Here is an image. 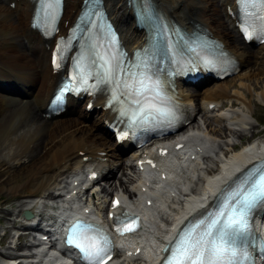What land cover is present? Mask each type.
<instances>
[{
    "label": "bare ground",
    "instance_id": "obj_1",
    "mask_svg": "<svg viewBox=\"0 0 264 264\" xmlns=\"http://www.w3.org/2000/svg\"><path fill=\"white\" fill-rule=\"evenodd\" d=\"M10 1L0 0V192L6 191L13 196H21V192L25 194L17 199L18 212L6 210L4 217L0 218V222L6 223L5 233L0 238L4 246V249H0V264H66L56 256L54 241H49L51 251H45L42 243L27 229H37L40 223L33 228L32 222L41 221L45 216L59 222L71 211H78V204L73 205L70 211L65 202L74 196V201L82 204L84 209H90L92 216L96 215L100 221L101 215H104L105 220L102 222H107L113 195L119 196L124 209L140 214L143 227L135 239L127 236L117 240V264H131L135 261L155 264L159 258V243L164 244L184 219L211 201L222 186L249 163L264 157V140H255L235 150V139L246 134V130L252 131L255 125L247 115L251 104L248 99L249 89L231 93L221 81L203 91L206 97L200 103L196 93L186 91L180 85L178 95L189 122L183 125L182 131L170 136L177 138L176 142L172 143L170 137L158 142L164 148L172 149L176 143H183V147L178 153L171 150V155L159 159L157 167L165 173V179L158 180L153 172L138 174L137 160L153 151L151 147L143 146L130 154L129 160H123L125 153L108 143L107 133H100L104 120L113 117L110 110L104 107L103 97L95 100V105H99L95 118L85 110L87 101L81 109L78 108V102L69 101L66 115L53 120L43 116V106L58 76L52 73L49 64L50 49L30 29L33 5L28 0H14L15 7L11 8ZM80 2L65 0L63 20L67 21V26L62 25L63 30L72 23ZM157 2L166 14L183 23L191 15L198 17L213 36L223 42L224 48L234 57L238 66L248 67L249 73L245 79L255 89L264 87L259 77H250L262 71V64L257 61L264 57V50H250L240 41L229 14L230 6H234L233 0ZM105 4L109 15L118 24L124 46L131 50L141 45L145 33L138 31L128 16L131 9L126 0H105ZM218 5L222 12L220 20L215 21L207 9L213 6L219 12ZM259 55L261 57L256 59ZM9 83L23 88L26 97L30 96V99L11 94L5 86ZM242 85L249 88L248 84ZM202 86L198 87V91ZM225 98H229L228 104L221 101ZM260 98L264 100L263 91ZM211 104H215L212 110L209 109ZM237 104L241 105L243 116L234 121L236 112L228 109L227 105ZM219 110L218 114L212 115ZM196 114H201L202 119H199L198 125L190 126ZM213 122L225 124L221 128H214ZM246 125L248 129H245ZM215 132L224 140L218 141L209 135ZM100 151L105 152V160L98 155ZM211 154H215L214 160L220 162L218 169L211 165ZM89 169H104L105 178L111 173H114L115 178L96 187L93 185L94 180L82 176V172ZM116 171H121L119 177ZM206 171L213 174L206 176ZM134 173H137L136 177ZM20 176L24 177L22 181H18ZM134 180L129 188V182ZM200 182H203L202 186ZM111 192L114 194L107 201V194ZM141 198H144V203H141ZM148 200L152 203L146 206ZM49 205L52 211L46 212ZM23 210L33 213L32 221L27 224L19 223L13 217ZM257 227L264 233V218ZM12 228L19 233L18 241L11 234ZM11 244L16 246L14 249L23 247L24 250L22 248V251L16 252L10 249ZM45 244L47 247L48 243ZM137 247H140L141 252L124 256L125 250L133 252ZM121 258L122 262L119 263Z\"/></svg>",
    "mask_w": 264,
    "mask_h": 264
},
{
    "label": "snow or ice",
    "instance_id": "obj_2",
    "mask_svg": "<svg viewBox=\"0 0 264 264\" xmlns=\"http://www.w3.org/2000/svg\"><path fill=\"white\" fill-rule=\"evenodd\" d=\"M56 0H49L51 7ZM247 3V0H244ZM140 18L144 22L154 25L156 23L148 0H144V7L141 10ZM264 21V17L261 18ZM251 27L250 24L246 25ZM264 32V23L261 25ZM157 37L163 41L166 37L165 26L159 25ZM251 38V34H247ZM101 82L112 81L114 74L116 87L125 90L131 96H143L145 91L156 92L157 97L163 101L164 82L160 79L153 65L149 63L152 57L145 55L130 69L122 68L116 57L110 60L100 57ZM140 69V71H136ZM125 71V79L119 80L118 73ZM118 99V97H116ZM59 99V97L57 98ZM133 104L141 105L132 113V120H147L149 117L155 119L157 115H165L164 107L152 102L141 104L140 99H132ZM230 195L220 200L216 210L209 213L205 218L199 220L194 228L181 231L175 241L165 249L169 253L164 264H242V259L247 258L246 249L241 247L248 239L249 215L258 205H264V164L249 170L238 184L233 182ZM232 187V186H230ZM223 195V194H222ZM119 201H115V207ZM135 223L127 224L123 231H132ZM91 225H84L80 222L70 229L69 242L73 243L88 259L89 264H107L105 256L106 248L100 246L99 239L89 235ZM106 243V242H105ZM110 259V256L108 257Z\"/></svg>",
    "mask_w": 264,
    "mask_h": 264
},
{
    "label": "rangeland",
    "instance_id": "obj_3",
    "mask_svg": "<svg viewBox=\"0 0 264 264\" xmlns=\"http://www.w3.org/2000/svg\"><path fill=\"white\" fill-rule=\"evenodd\" d=\"M218 7H219V5H218ZM209 10V13H210V15L213 17V19H215V21L216 20H220V13L222 12V9L219 7V12H216V9L213 7V6H211V7H208V9H207V11ZM211 10V11H210ZM214 11V12H213ZM241 39V38H240ZM241 41V40H240ZM248 46V48L250 49V50H253V51H255V50H261V48H262V50H264L263 49V47H264V45H260V46H258V47H253V46H251V45H247ZM261 56L259 55V57H255L256 59L257 58H260ZM257 62H260L262 65H261V72L259 73V74H257V72L254 74V75H252V76H250L251 78H256V77H259L260 78V80L261 81H263L264 82V57L263 58H261V61L260 60H258ZM248 67L247 66H242L241 67V69H240V71H239V73L237 74V75H235V76H233V77H228V78H226V79H224V80H222V82H224V84L225 85H227V89H228V91H230L231 93L232 92H234V91H243V90H247L248 91V89H249V93H248V99L250 100V102H251V104H250V109H249V113H247V115H248V117H249V119H252V120H250L253 124H255L254 125V129H252V131H248V130H246V134H244L241 138H237V139H235V142H236V148L238 149V148H241V147H243L244 145H246L247 143H251V142H253V140L255 141V140H257V139H260V140H264V131H263V128H262V126H261V124L259 123V121H264V100H262V98H260V94H261V92L263 91L264 92V87H262V88H254V86L251 84V82H249L248 80H246L245 79V76L249 73V72H247L248 70ZM245 75H244V74ZM261 75V76H260ZM255 76V77H254ZM245 81V82H244ZM216 83H213L212 81H210V83H206V85H204V86H202L200 89H199V91H198V88H196L195 86H188V85H185V86H183L184 87V90H186V91H189V92H191V93H196L197 94V101L198 102H202V98L203 97H206V96H203V91L205 90V89H207V88H209V87H213L214 85H215ZM242 84H248L249 86V88H247V87H245L244 85H242ZM241 85H242V87H241ZM244 86V87H243ZM239 89V90H238ZM192 91H194V92H192ZM20 98H22V97H20ZM23 99V98H22ZM28 99H30V98H28ZM225 99H228L229 100V98H225ZM225 99H223V100H221V101H224ZM253 99V100H252ZM227 100V101H228ZM254 101V102H253ZM228 103H229V101H228ZM256 105V106H255ZM227 106H230V105H227ZM241 105H239V104H237V105H235V106H230V107H228V109H230L231 111L233 110V111H235L236 112V114L234 115V117H233V120L235 121V120H237L238 118H241L243 115L241 114V107H240ZM254 106H255V108H254ZM82 107V106H81ZM81 107H79V109H81ZM252 107V108H251ZM239 110V111H238ZM252 111V112H251ZM220 112V110L219 111H214L213 113H212V115L214 114H218ZM254 112V113H253ZM251 113V114H250ZM250 115V116H249ZM94 118H95V116H94ZM202 119V115L201 114H196V116H195V119H194V121H193V123L190 125V126H193V125H198V123H199V119ZM222 121H225V122H227L228 120H222ZM225 123H218V122H213V125H212V127H214V128H221V126L222 125H224ZM223 127V126H222ZM100 128V127H99ZM245 129H248V125H246L245 126ZM101 130V131H100ZM100 133H102V129L100 128ZM205 130H207V129H205ZM216 134V135H215ZM211 137H215V140H224L222 137H219L218 135H217V133L215 132V133H211V134H209ZM232 138V137H231ZM246 141H247V143H246ZM108 143L110 144V145H112L113 147H115L114 146V144H113V141H112V139H111V137L109 136V140H108ZM236 148H235V150H236ZM226 149L228 150L229 148L228 147H226ZM103 154V153H102ZM111 155V154H110ZM212 156L210 157V159H211V165H214V167H217V169L219 168V165H220V162L219 161H216V160H214L215 158H214V156H215V154H211ZM214 155V156H213ZM223 155V154H222ZM111 156H113V155H111ZM114 157V156H113ZM125 158V159H124ZM130 157H129V154H125L124 156H123V160L126 162L128 159H129ZM130 171V170H129ZM116 173H117V176L119 177L120 175H121V171H116ZM136 177V176H135ZM113 178H115V176H114V173H111L110 174V176L108 177V178H106V179H101L100 181H97L96 183H95V185L97 186V187H100V185L101 186H103L106 182H108L109 180H111V179H113ZM19 180L18 181H22L23 179H24V177H22V176H20L19 178H18ZM22 179V180H21ZM136 179V178H135ZM135 182V180L134 181H132V182H129V188H131L132 187V185H133V183ZM200 186H202L203 185V182H200V184H199ZM113 192H111V193H109V194H107L108 195V197L109 196H111V194H112ZM24 194L25 193H22L21 192V196H13L12 194H10L9 192H6V191H1L0 192V218L1 217H4V212L6 211V210H15L16 212H18V209H17V206H18V204H19V202H18V200L17 199H19L20 197H23L24 196ZM114 194V193H113ZM107 197V198H108ZM51 204V203H50ZM49 208H51L50 207V205L48 206ZM49 208H47L46 209V212H51L52 210L51 209H49ZM19 223H22V222H25L24 220V215H23V211H20V213H18V214H14V216H13ZM32 219L33 218H31L29 221H32ZM2 225V226H1ZM6 225V223L5 222H0V238H2L3 237V235H4V233H5V231H4V226ZM17 232V229H11V234H12V236H14L15 237V240H19V233H16ZM14 247H16L14 244L12 245H10V249H12V250H15L16 252H20V251H22V248L21 249H14ZM0 249H4V246H3V244L2 243H0ZM23 250H24V248H23ZM135 264H138V262L137 263H135Z\"/></svg>",
    "mask_w": 264,
    "mask_h": 264
},
{
    "label": "water",
    "instance_id": "obj_4",
    "mask_svg": "<svg viewBox=\"0 0 264 264\" xmlns=\"http://www.w3.org/2000/svg\"><path fill=\"white\" fill-rule=\"evenodd\" d=\"M28 218L31 216L29 213H27V215H26Z\"/></svg>",
    "mask_w": 264,
    "mask_h": 264
},
{
    "label": "trees",
    "instance_id": "obj_5",
    "mask_svg": "<svg viewBox=\"0 0 264 264\" xmlns=\"http://www.w3.org/2000/svg\"><path fill=\"white\" fill-rule=\"evenodd\" d=\"M263 128H264V124H263Z\"/></svg>",
    "mask_w": 264,
    "mask_h": 264
}]
</instances>
